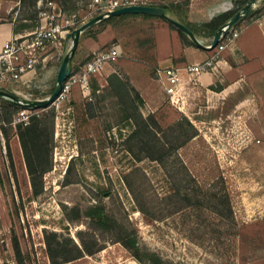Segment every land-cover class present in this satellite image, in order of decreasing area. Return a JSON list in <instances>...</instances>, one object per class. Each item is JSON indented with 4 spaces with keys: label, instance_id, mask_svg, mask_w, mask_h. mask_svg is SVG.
I'll return each mask as SVG.
<instances>
[{
    "label": "rangeland",
    "instance_id": "rangeland-1",
    "mask_svg": "<svg viewBox=\"0 0 264 264\" xmlns=\"http://www.w3.org/2000/svg\"><path fill=\"white\" fill-rule=\"evenodd\" d=\"M53 1L63 11L89 13L84 22L107 11L99 4L95 6L98 9L91 11L92 0ZM105 1L109 0H103L102 4ZM132 1L153 6L174 3L173 0H118V6ZM36 2L7 3V8H11L0 13V27L4 25L0 31L10 23L19 32L32 30L37 20ZM180 6L184 10V5ZM252 11L264 12V0H259ZM118 17L95 36L80 34L69 67L81 66L93 50L112 44H119L124 54L106 65L99 77L92 78L89 95L75 86L69 100L49 105L55 112V147L52 169L44 174L43 191L38 196H31L18 129L6 135V152L0 150V264H16L11 244L13 233L27 264H49L42 228L68 231L76 238V231H87V220L70 225L61 206L90 205L95 199L127 228L141 248L164 260L175 264H264V92L254 93L252 98L249 95L252 102L246 100L244 105H207L208 100L202 95L199 101L193 99L195 105L177 106L171 105L165 96L158 100L160 105H147L149 97L144 99L135 89L139 98L133 96V105L144 117L152 115L157 124L153 128L157 147L150 153L169 154L165 164L169 170L182 161L202 188L221 176L233 210L232 222H226L222 230L215 226V216L205 212L203 221L206 222L199 232L192 234L193 239L180 226L178 215L162 221L148 219L138 211L123 177L131 173L129 181L138 192L163 196L170 189L165 171L158 161L143 153L137 159L131 152L127 137L134 125L130 120L120 121L124 107L110 97L98 103L92 93L105 89L111 73L118 74L130 85V80L138 75H152L154 32L167 33V22L157 17ZM97 27L94 25L93 29ZM168 29L176 32L169 26ZM66 53L47 68L39 69L33 86L22 88L23 92L32 98L48 97ZM262 84L264 90V79ZM157 88L158 84L155 91ZM243 100L238 96L229 104ZM87 103L92 105L87 107ZM67 166H70V179L79 182L63 186ZM207 221L212 222L208 228ZM220 232L223 234L218 242L210 238ZM99 239L102 250L66 264H138L127 249L109 240L107 235Z\"/></svg>",
    "mask_w": 264,
    "mask_h": 264
},
{
    "label": "trees",
    "instance_id": "trees-1",
    "mask_svg": "<svg viewBox=\"0 0 264 264\" xmlns=\"http://www.w3.org/2000/svg\"><path fill=\"white\" fill-rule=\"evenodd\" d=\"M19 1L21 2L22 0ZM247 1L235 0L234 2L238 6L236 10L243 7ZM181 4L185 6L188 4V1H182ZM178 6L176 4H165L159 7H162L167 14ZM233 13L232 11L224 14L222 16V22L230 18ZM126 16L152 17L144 14H129L120 17ZM116 18L119 17L106 18L94 24L98 26L96 29H93L94 25H92L84 32L90 36H95L103 30L105 25ZM218 20L219 18L201 24L199 29L205 32L207 31L209 36H213L219 26ZM167 23L170 28L178 33L184 44L196 47L183 32L169 22ZM186 26L189 27L188 25ZM190 30L196 36L197 32L192 28ZM19 31L16 29L14 33H18ZM85 62L86 60L81 64ZM79 67L78 65L70 66V74L76 72ZM92 94L94 97H97L96 101L98 103H103L105 99L110 97L124 107L120 121L130 120L134 125L133 131L127 137L131 152L137 159H139L138 154L143 153L145 157L158 161L165 171L170 189L163 196H158L155 193L150 194L148 191L138 192L129 181L131 173L124 175L123 178L126 186L139 212L152 221H162L170 217L175 218L178 215L180 218V226L190 232L189 235L192 239L194 236L192 234H195L197 231L199 232L201 226L206 222V220L203 221V214L205 212L215 216L213 220H215V226L219 230L224 228L226 222H232L233 210L224 179L221 176L213 180L207 188H202L182 161L179 160L180 164L178 163L176 168L174 167L169 170L165 165L167 163L166 156L169 154L157 156L150 153L157 147L155 141L156 135L153 132V128L157 124L152 115H149L147 118L144 117L137 110L136 106L133 105L134 97H139L137 91L127 80L116 73H111L107 77V86L105 89L101 93L95 94L93 92ZM90 105L92 104L87 103V107ZM0 106V118L9 122L18 107L10 100L2 97H0ZM54 119V109L47 106L40 113L32 116L28 125L18 127V138L29 175L32 197L42 193L43 176L52 169V153L55 147ZM8 131H11V129H5L6 135ZM136 170L135 168L134 171ZM72 182L78 183L79 181H72L70 179V166H67L61 185L65 186ZM61 209L65 220L70 225L77 224L84 219L87 220V231H76V239L68 231L57 232L42 228L45 253L49 264H66L84 256H92L104 248L99 239L100 236L104 235H107L112 242L119 243L127 249L138 264H175L160 258L153 252L145 251V249L141 248L128 232L127 228L107 212L105 205L99 199H95V202L90 205H81L79 203H75L70 207L62 205ZM173 220L175 221V219ZM207 222L206 228L212 224L211 221ZM222 234L220 232L216 237L212 235L210 238L218 242ZM11 244L16 264H27L26 257L21 250L15 233L12 234Z\"/></svg>",
    "mask_w": 264,
    "mask_h": 264
},
{
    "label": "built area",
    "instance_id": "built-area-1",
    "mask_svg": "<svg viewBox=\"0 0 264 264\" xmlns=\"http://www.w3.org/2000/svg\"><path fill=\"white\" fill-rule=\"evenodd\" d=\"M102 1L92 0L89 5L92 7L91 11L98 9L95 7L97 4L107 11L119 7L118 0L105 1L103 4ZM140 3L146 5L144 2L132 1L128 4L121 3V6ZM36 14V25L32 30L14 34L4 40L0 46V91L15 95L14 100L4 99L10 100L18 107L9 122L0 118V150L3 153L6 152L5 129L10 128L11 131L16 132L18 127L28 125L32 116L45 109L31 107L32 102L40 99L25 94L22 88H31L39 69L47 68L64 51L65 53L69 51V44L71 43V47L74 39L70 33L85 23L89 13L81 15L79 10L66 12L53 0H37ZM245 29L246 25L237 23L220 36L214 49L201 60L186 62L184 65L158 66L157 74L168 102L171 105L183 106L188 94L195 88L202 75L217 77L218 63L222 54L234 53L236 40ZM123 54V49L119 44L93 50L88 61L82 64L75 73H69L63 82L60 94L50 105H59L63 100H69L75 86L79 87L83 94L89 95L92 78L99 77L106 65L115 62Z\"/></svg>",
    "mask_w": 264,
    "mask_h": 264
},
{
    "label": "crops",
    "instance_id": "crops-1",
    "mask_svg": "<svg viewBox=\"0 0 264 264\" xmlns=\"http://www.w3.org/2000/svg\"><path fill=\"white\" fill-rule=\"evenodd\" d=\"M13 1L17 0H0V13L5 12L7 3ZM182 1L185 0H173V4L179 6L167 13V16L195 30L197 34L194 37L204 46L211 43L213 36H209L207 31L200 30V25L219 18V28L229 20L228 18L222 22V16L232 11L235 13L238 7L234 2L235 0H187L188 4L184 6L183 10L180 6ZM10 8L11 6L7 8V12ZM238 24L246 25V29L236 40L234 53L222 54L218 63V76L202 75L195 88L188 94L184 105H195L196 102H193V99L199 101L202 95H205L208 100L207 105H244L246 100L252 102V99L248 97L249 95L252 98L254 93L264 92L262 84L264 79V12L259 13L251 10ZM3 26L1 25V27ZM168 26V23L166 27L164 26L167 33L160 32L157 34L154 32L152 49L154 69L152 75H138L135 80H130L131 86L139 91L144 99L149 97L150 104L147 105H160L158 100L162 96L167 97L157 74L158 66L184 65L186 62L201 60L210 54V51L184 44L178 33L170 31ZM14 30V24L10 23L8 27L0 31V46L8 37L23 33H14ZM156 84L159 85V88L155 91ZM213 88L216 91H212ZM238 96L244 100L229 104V101ZM209 100L213 101L210 102Z\"/></svg>",
    "mask_w": 264,
    "mask_h": 264
},
{
    "label": "water",
    "instance_id": "water-1",
    "mask_svg": "<svg viewBox=\"0 0 264 264\" xmlns=\"http://www.w3.org/2000/svg\"><path fill=\"white\" fill-rule=\"evenodd\" d=\"M259 0H248L246 4L238 9L230 18L229 20L216 29V31L213 34L211 43L209 46L202 45L199 41L196 40L194 37V34L190 30L189 27L186 25L180 23L179 21H176L175 19L167 16L165 10L162 7L159 6H153V5H142V4H131V5H124L118 8H115L110 11H106L104 14L96 15L92 17L87 22L83 23L79 27L75 28L70 35L74 38L72 45L69 49V51L63 56L61 63L59 65L56 78H55V87L53 91L50 93V95L46 98L34 101L30 104L33 108H46L49 106L54 99L60 94L63 86V82L67 79L70 68L69 64L72 60L74 51L77 47L80 34L83 33L87 28L90 26L110 17H118L122 15H129V14H144L149 15L152 17H157L166 20L173 26H175L178 30L183 32L198 48L203 49L205 51H212L214 47L216 46L218 39L221 35L228 32L233 26H235L242 18L246 17L252 10V8L258 3ZM0 97L2 98H8L11 100L16 99V96L9 92H1L0 91Z\"/></svg>",
    "mask_w": 264,
    "mask_h": 264
}]
</instances>
